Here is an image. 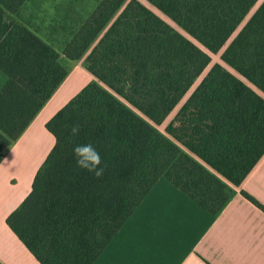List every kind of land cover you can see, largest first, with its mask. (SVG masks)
Wrapping results in <instances>:
<instances>
[{
  "label": "trees",
  "instance_id": "1",
  "mask_svg": "<svg viewBox=\"0 0 264 264\" xmlns=\"http://www.w3.org/2000/svg\"><path fill=\"white\" fill-rule=\"evenodd\" d=\"M27 1L0 0V162L74 62L94 77L46 122L55 143L6 218L36 260L93 264L161 177L216 214L264 154V0H145L195 41L139 0H100L61 51L14 17ZM88 142L99 178L76 165Z\"/></svg>",
  "mask_w": 264,
  "mask_h": 264
},
{
  "label": "crops",
  "instance_id": "2",
  "mask_svg": "<svg viewBox=\"0 0 264 264\" xmlns=\"http://www.w3.org/2000/svg\"><path fill=\"white\" fill-rule=\"evenodd\" d=\"M94 77L84 58L0 162V264H40L6 223L31 191L55 138L46 122ZM264 154L227 202L212 214L159 178L93 264H264Z\"/></svg>",
  "mask_w": 264,
  "mask_h": 264
},
{
  "label": "rangeland",
  "instance_id": "3",
  "mask_svg": "<svg viewBox=\"0 0 264 264\" xmlns=\"http://www.w3.org/2000/svg\"><path fill=\"white\" fill-rule=\"evenodd\" d=\"M99 1L100 0H28L25 6L21 9V11L18 14L14 15V17L18 20L24 21L29 26H32V28L34 27V29L37 30V35L40 38H42L48 44L52 45L58 51H61L64 43H66L76 31L75 27L79 25V20L81 18L86 19L88 15L96 8ZM139 1L142 2L149 9L154 11L168 24H170L174 28V30L182 33L190 40L195 41L180 26H178L168 17L159 12L155 7L150 5L145 0ZM261 1L262 0L258 1L256 6L251 10L250 14L256 9V7ZM236 32L232 35V37L236 34ZM232 37L230 38V40L232 39ZM229 41L226 43L224 48L227 46ZM221 51L218 53L210 54L211 62L209 66L204 70L203 74L195 80L189 91L182 98L176 108L169 114L165 121L157 126L160 131L164 132L166 124L172 119L176 111L188 98L190 93L200 82V80L206 74L209 68L214 63L221 62ZM2 81L3 75L0 73V85Z\"/></svg>",
  "mask_w": 264,
  "mask_h": 264
},
{
  "label": "clouds",
  "instance_id": "4",
  "mask_svg": "<svg viewBox=\"0 0 264 264\" xmlns=\"http://www.w3.org/2000/svg\"><path fill=\"white\" fill-rule=\"evenodd\" d=\"M79 131L80 126L78 124L72 126L71 132L73 136L78 135ZM73 155L78 168L94 174L97 178L103 175L105 171L103 158L94 144L88 142L75 145Z\"/></svg>",
  "mask_w": 264,
  "mask_h": 264
}]
</instances>
